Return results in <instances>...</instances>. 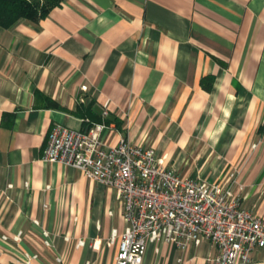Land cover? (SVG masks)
<instances>
[{"label": "crops", "instance_id": "crops-1", "mask_svg": "<svg viewBox=\"0 0 264 264\" xmlns=\"http://www.w3.org/2000/svg\"><path fill=\"white\" fill-rule=\"evenodd\" d=\"M93 124L106 145L152 148L180 179H228L264 225V0H63L0 27V264L113 263L116 192L43 161L56 125ZM216 253L206 239L158 241L142 264ZM250 258L264 264V248Z\"/></svg>", "mask_w": 264, "mask_h": 264}, {"label": "built area", "instance_id": "built-area-1", "mask_svg": "<svg viewBox=\"0 0 264 264\" xmlns=\"http://www.w3.org/2000/svg\"><path fill=\"white\" fill-rule=\"evenodd\" d=\"M104 128L103 124H93L80 131L56 125L43 161L78 170L85 178L116 192L125 225L112 264H142L149 243L164 241L185 249L205 239L217 249L207 258L210 264H258L250 253L264 248V225L241 205L228 179L226 185L180 179L164 168L152 148L123 138L113 146L104 144ZM43 235L48 236L45 231ZM116 235L113 230L111 242ZM21 238L22 232L12 237L14 242ZM44 244L49 245L48 241ZM82 244L77 242V246ZM36 258L26 253L23 263L31 264Z\"/></svg>", "mask_w": 264, "mask_h": 264}, {"label": "trees", "instance_id": "trees-1", "mask_svg": "<svg viewBox=\"0 0 264 264\" xmlns=\"http://www.w3.org/2000/svg\"><path fill=\"white\" fill-rule=\"evenodd\" d=\"M63 0H0V27L10 28L19 20L37 22ZM56 106L55 103L51 104Z\"/></svg>", "mask_w": 264, "mask_h": 264}]
</instances>
